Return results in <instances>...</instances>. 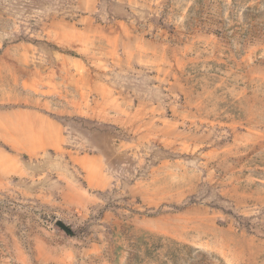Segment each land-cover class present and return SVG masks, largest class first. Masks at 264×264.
<instances>
[{"label": "rangeland", "instance_id": "1", "mask_svg": "<svg viewBox=\"0 0 264 264\" xmlns=\"http://www.w3.org/2000/svg\"><path fill=\"white\" fill-rule=\"evenodd\" d=\"M22 112L63 139L0 138V264H264V0H0V134Z\"/></svg>", "mask_w": 264, "mask_h": 264}, {"label": "trees", "instance_id": "2", "mask_svg": "<svg viewBox=\"0 0 264 264\" xmlns=\"http://www.w3.org/2000/svg\"><path fill=\"white\" fill-rule=\"evenodd\" d=\"M128 240L123 262L122 248L113 253L115 264H209L205 254L169 238L142 234Z\"/></svg>", "mask_w": 264, "mask_h": 264}, {"label": "crops", "instance_id": "3", "mask_svg": "<svg viewBox=\"0 0 264 264\" xmlns=\"http://www.w3.org/2000/svg\"><path fill=\"white\" fill-rule=\"evenodd\" d=\"M18 114L32 116L31 112ZM11 126V129L8 127L0 134V138L8 142L13 149L24 154L37 155L62 145V129L58 123L49 119L13 118Z\"/></svg>", "mask_w": 264, "mask_h": 264}, {"label": "water", "instance_id": "4", "mask_svg": "<svg viewBox=\"0 0 264 264\" xmlns=\"http://www.w3.org/2000/svg\"><path fill=\"white\" fill-rule=\"evenodd\" d=\"M57 225L64 230L65 232L69 233L70 230L68 229V227L66 225H64L62 222H58Z\"/></svg>", "mask_w": 264, "mask_h": 264}]
</instances>
